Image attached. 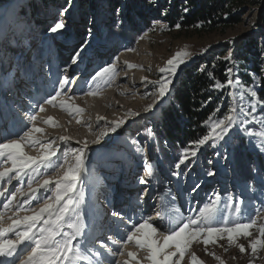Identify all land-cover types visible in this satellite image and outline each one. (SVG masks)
<instances>
[{
  "label": "rangeland",
  "instance_id": "obj_1",
  "mask_svg": "<svg viewBox=\"0 0 264 264\" xmlns=\"http://www.w3.org/2000/svg\"><path fill=\"white\" fill-rule=\"evenodd\" d=\"M26 1L0 0V27L13 26L11 21L7 19L8 14L13 11L17 14L19 21H27L31 25L33 48L39 54L41 48L43 49L45 55L42 57L48 64V69L40 78H36V85L41 87V84L43 86V84L46 85L50 82L47 74L49 69L54 71V76H56L53 79L54 76L51 75L53 82H56L58 76H60V79L67 77L69 83L65 86L62 95L57 98L55 106L44 104L45 110L43 112L39 110L38 105L43 103V99L47 95H55V92L52 91L53 85L50 92L43 95L29 81L28 85L22 87L14 96L18 94V99L26 97L33 101H27L26 105L24 104L23 107L19 108L15 105H9L11 96L5 98L0 95V104L7 103L14 113V118L7 122L6 128L0 125V137L6 136L8 139L19 140L34 123L35 127L43 129V132L33 133V136L39 138L42 144L54 142L53 147L57 152L56 157H53L52 162L47 167L38 166L36 171L31 169L27 173L26 169L25 173H22L19 178H14L10 182L8 177H5L4 180L0 181V191L7 190V195L15 192L17 200L22 202L26 197H22L20 192L17 191L18 189L27 193L30 179L31 187L38 188L43 180L55 179L58 175H61L63 169L57 172L54 165L63 162L65 152H68L71 157V150L79 149L87 142L88 148L84 154V171L81 173L82 180L78 185L77 194L79 192L84 193L85 203L81 206L82 211L87 213L88 223L93 225L88 236V247L99 248V241L102 238L108 249L116 250L123 247L125 252L123 256L113 257L107 249L102 250L104 253L103 264H116L117 261L123 262L125 260H128L129 264H137V260L140 264H150V261L145 258L147 256L146 250L138 248L134 242L127 244L121 242L122 238H126V233L132 224L141 220H148L158 229L157 238L162 241L168 229L175 227L182 220L196 216L198 208L216 194L220 197L219 209L227 218L226 222H247L248 218L251 217L257 220V227L250 229L252 236H240L232 245H229L226 237L216 244L210 243L207 246L202 242H194L185 254L181 264H191L192 253H195L202 264H264V247L258 248L256 253H252L249 247L250 241L259 236L258 226L264 224V180L260 177L255 178L254 182L244 183L240 180L233 168L232 141L228 144L221 143L217 148H213L211 144L203 147L200 150L202 153L199 152L187 168L184 167L185 164L177 169L175 164L181 152L179 155L169 156L166 161L161 157H148L145 151L147 145L153 142V136L148 137L147 140L145 139L148 136L146 131L143 132L133 127L143 118H149L150 126L148 127H153V122L159 115L160 105L168 95L152 113H145L143 109L153 102L154 94L158 88V85L154 82L160 80L162 76L168 75L167 73L162 74L159 69L164 67L166 61L177 52H188L189 55L184 57L185 63L179 66L173 84L185 67H188L203 55L218 49L226 51L221 56L223 58L230 51L234 52L239 40L253 35L257 37L262 52L258 65L261 69H264V24L262 22L264 0H244L243 3L236 5L233 11L234 15H238L236 23L228 26L222 25L210 32H197L192 28L170 27L166 19L167 11L159 7L158 4L164 0H154V2L145 0V12L148 15L149 22L142 23L141 34L132 43L124 39L110 41L105 38L106 27L102 16H100L104 6L96 1L87 0L84 3L88 14L85 21H75L74 11L78 3L77 0H60L58 6L50 8L48 15H36L34 18L36 20L21 15L20 10H23L22 6L26 4ZM122 1L125 2V0ZM166 1L173 2L174 0ZM116 9L121 8L117 7ZM116 9L114 17L117 23L118 20H121L122 13L118 14ZM61 11L65 12L63 16L60 15ZM56 20H63L66 25L65 29L58 33L48 32L47 28L49 26L47 24L50 25ZM83 25L87 26L85 33L76 28ZM89 32H91L90 36ZM85 41L87 43L84 50L75 63L87 64L91 60L93 70L78 80L77 87L70 89L69 84L72 86L76 82L80 72L75 69L74 65H69V62L72 61V57L80 50V45ZM51 45H57L62 49L63 54L59 55L64 60L62 65L54 64V69L50 68L51 60H49ZM64 55L66 56L63 57ZM52 56L54 58V54ZM94 58L98 61L94 62ZM109 63L115 65V74L110 81L98 86L91 81V76L95 74L100 66ZM229 65V67H234L233 77L238 81L239 87L234 85L232 88L225 89L228 106L229 101L232 100L240 103L239 96L230 97L227 94L228 92H239L242 87H252L256 90L259 83L258 73L250 71L256 83L253 84L252 81L249 85L241 84L237 76L238 67L236 62H229ZM72 90L74 91L71 93ZM89 91L96 94L87 95ZM69 93L70 95H68ZM256 99L258 100V98ZM61 101L79 107L82 111L78 113L70 112L67 108L61 107ZM29 104L34 108H30V110ZM244 106L246 109L251 107V101L248 99L247 94H245ZM258 109L259 104L256 112L253 113L256 117L254 122L260 121L257 115ZM28 110L29 113L27 114ZM130 111L138 112L140 115H128ZM31 115L37 117L35 122L30 121L29 117ZM19 117L26 120L25 124H20ZM50 117L54 119L55 126L45 123ZM120 119H125V125L117 129L115 133L111 132L109 130L111 123ZM102 132H106L107 135L102 136L99 143H93ZM235 135L236 133H233V136ZM61 137L67 139L61 140ZM133 140L139 142V153L136 151L137 146L132 143ZM0 142H4L3 139ZM23 143L25 155L34 158L41 155L42 148L40 145L30 146L26 140ZM247 143L251 151H259L256 147L259 143L258 139H252L249 142L247 136ZM217 152L220 153L219 156H217ZM145 157L156 168V172L162 173L165 181L159 188L163 194L159 204L155 203L150 213L140 215L143 211L139 213L136 210V205L132 202L133 197L127 191V185L132 184V181L138 178L139 173L143 170ZM204 160H206V166L201 164ZM129 161L135 162L137 165L128 168L126 165ZM209 161H212V163L210 164ZM197 162L201 165L200 170L195 166ZM5 167H11V163H5L3 159H0V170ZM191 167L193 168L190 169ZM208 170H212L216 174L208 176L206 174ZM174 171L178 172L179 175L173 176L172 172ZM10 175L14 177L15 173H10ZM258 182L257 187L253 186L252 183ZM196 185H199V187L196 188V191H192ZM53 191V185L40 188L29 198L30 202L26 207L38 209L44 199L51 195ZM7 195L0 197V212L4 213V227L11 223L8 220L9 216L15 214V217H22L31 214L23 210L17 212L15 208L17 201H13L12 206L5 209L4 203L7 202ZM164 197H167L170 202V207L166 209L161 207V204L164 203ZM232 199L243 200V216L237 215L233 209L225 206L226 202ZM146 205L147 203H144L143 207H146ZM161 209L167 214L165 220L157 224L151 220V215L153 213L158 215V210ZM114 210L121 212L123 218L112 217L111 212ZM100 216L104 218L103 223L106 222L109 228L104 225L99 227ZM8 234L7 238L15 239L12 233ZM109 235L113 237L116 243L107 240ZM261 239H264V237H261ZM81 241L83 242V238H81ZM237 244L244 245L246 251L241 253L236 246ZM166 251H174V249L169 248ZM128 252L136 253V260H131L127 256ZM24 254L26 255V253ZM83 254L90 257L94 264L96 257L92 253L84 251ZM213 254L220 259H216ZM3 260H7L8 264H12V258L0 257V261ZM15 264H18V260ZM78 264H89V261H80Z\"/></svg>",
  "mask_w": 264,
  "mask_h": 264
},
{
  "label": "snow or ice",
  "instance_id": "obj_2",
  "mask_svg": "<svg viewBox=\"0 0 264 264\" xmlns=\"http://www.w3.org/2000/svg\"><path fill=\"white\" fill-rule=\"evenodd\" d=\"M149 2H154V0H149ZM31 6L29 4V7ZM184 11L187 12L188 9L185 8ZM116 12L119 14L121 9H116ZM64 14L65 12L61 11L60 15L63 16ZM7 19L11 21L13 26L0 27V95L5 98L19 92L22 87L28 85L29 81L38 91L39 86L36 85V78L48 69L47 61L33 48L31 25L27 21H19L14 11L8 14ZM117 23H123V21L118 20ZM65 27L63 20H56L47 28V31L58 33ZM176 27L179 28L180 25L177 24ZM90 35L91 32H89ZM86 43L87 41L82 43L80 50L72 57L73 63L77 61ZM188 55V52H177L166 61L164 67L159 69L162 74L167 73L168 75L162 76L160 80L154 82L158 85V88L154 94L153 102L143 109L145 113H152L170 93L179 66L185 63L184 57ZM222 59L225 62L234 63V53L230 51ZM115 71L114 64L109 63L100 66L95 74L91 76V81L98 86L107 83L111 80ZM201 71L205 70L201 69ZM233 72L234 67L225 68V79L223 81L215 79L212 72H208L207 75L210 81H214L212 83L214 89L225 90L232 88L234 85L239 87L238 81L233 77ZM68 83L67 77L60 79L58 88L55 89V95H47L43 99V103L38 105L39 110L41 112L45 110L44 104L55 106L57 98L62 95ZM255 83L256 81L253 80V84ZM262 83H264V79H262ZM95 94L93 91L87 93V95ZM227 94L230 97L239 96L240 103L235 100L229 101L226 114L220 118H215L220 109L217 108L213 111L207 120L203 122L208 129L207 132L201 138L190 141L189 145L182 150L175 164L177 169L195 159L203 147L211 144L213 148H217L221 143L228 144L233 140H242L244 134L248 136L249 142L252 139L259 140L256 147L264 155V119H261L259 125H257L254 123L256 117L253 115L258 104L264 106V99L257 100V91L252 87H242L239 92L230 91ZM245 94L248 95V99L251 101L249 109L244 106ZM61 107L67 108L70 112L78 113L82 111L79 107L65 104L63 101H61ZM128 115L139 116L140 113L130 111ZM13 118L14 113L8 104H0V125L6 128L7 122ZM29 119L35 122L37 117L31 115ZM45 123L55 126L54 119L51 117ZM125 123V119L113 121L109 130L115 133ZM245 125L248 126L245 127ZM42 132L43 129L35 127L33 123L32 127L19 140L8 139L6 136L0 137L4 141L0 142V159H3L5 163H11V167L0 170V181L8 177L10 182L14 178H19L28 168L36 171L38 166L47 167L52 162L53 157L57 155L53 147L54 142L42 144L39 138L33 136V133ZM146 132L149 138L154 135L152 128H147ZM233 133H236V135L233 136ZM105 135L107 133L102 132L93 143H99L101 137ZM60 139L66 140L67 138L61 137ZM25 140L30 146H41L42 153L39 157L34 158L25 155L23 152V141ZM132 143L137 146L136 151L139 153V142L133 140ZM87 148L88 144L85 142L83 147L71 150V157L68 152H65L63 162L54 165L57 172L63 169L62 174L55 179L43 180L38 188L31 187L30 179L27 193L17 190L22 197H26L22 202L17 200L15 192L7 195V190L0 191V197L7 195V202L4 203L5 209L12 206L13 201H17L15 204L17 212L23 210L26 213H31L22 217H15V214L9 216L8 220L11 223L4 227V213L0 212V257L12 258V264H15L17 260L18 264H78V262L84 260H88L89 264H93L90 257L83 254L84 251H87L96 257L94 264H103L104 253L102 250L104 249H107L113 257L125 255L123 247L116 250L108 249L102 238L99 241V248L88 247V236L93 225L88 223L87 213L82 211L81 206L85 203L84 193L79 192L77 194L78 185L82 180L81 173L84 171V154ZM216 154L217 156L220 155L219 152ZM209 163L211 164L212 161H209ZM250 171L256 172L259 176L264 169L252 168ZM143 172L144 176L139 177L138 182L141 185H146L149 183L147 178L154 177L156 174V169L147 157L143 160ZM10 173H15V176H11ZM206 174L214 176L216 173L208 170ZM172 175L177 176L179 173L174 171ZM260 178L264 180V176ZM49 185L54 186V191L44 199L38 209L26 207L32 194ZM198 187L199 185H196L192 191H196ZM219 203L220 197L216 194L198 208L196 216L182 220L175 227L168 229L162 241L157 238L158 229L148 220H141L132 224L126 233V238H122L121 242L123 244L134 242L138 248L146 250L147 256L145 258L150 261V264H181L185 254L194 242H202L207 246L210 243L216 244L226 237L229 245H232L240 236H252L250 229L257 227V220L249 217L247 222H226L227 218L220 211ZM243 203V200L232 199L226 202L225 206L233 209L237 215L243 216ZM161 207L165 209L170 207L167 197H164V203L161 204ZM158 215H160L159 211ZM111 216L123 218V214L115 210L111 212ZM258 232L259 236L249 243L252 253H256L258 248L264 247V239H261V237H264V224L258 226ZM8 233H12L15 239L7 238ZM81 238H83V242ZM107 240L116 243L111 235L107 237ZM21 246L23 247L21 248ZM236 246L241 253L246 251L244 245L237 244ZM169 248L174 249V251H166ZM213 255L215 257V254ZM127 256L131 260H136V253L128 252ZM215 258L220 259L219 257ZM0 264H8V261H0ZM116 264H129V261H117ZM137 264H140L138 260ZM191 264H202L195 253L191 254Z\"/></svg>",
  "mask_w": 264,
  "mask_h": 264
},
{
  "label": "trees",
  "instance_id": "obj_3",
  "mask_svg": "<svg viewBox=\"0 0 264 264\" xmlns=\"http://www.w3.org/2000/svg\"><path fill=\"white\" fill-rule=\"evenodd\" d=\"M60 0H27L20 10L22 16L32 18L38 14L48 15L50 8L58 6ZM75 7V21H85L87 11L84 5L87 0H77ZM104 6L102 16L106 27L105 38L110 41L119 39L132 43L140 36L142 23L149 22L145 12V0H93ZM244 0H174L169 2L164 0L158 3L159 7L167 11L166 19L170 27L177 24L184 29H194L197 32H210L220 26H228L238 21V15L233 11L236 5ZM29 4L32 6L29 7ZM121 8L123 23L115 22V9ZM188 11L185 12L184 9ZM264 24V17L262 18ZM38 21V20H37ZM51 25V24H50ZM47 24V26H50ZM264 27V26H263ZM82 33H85L87 26H77ZM264 30V29H263ZM66 34V33H65ZM43 52V50H42ZM224 50H215L203 55L197 61L185 67L177 81L173 84L170 93L160 105L158 118L153 122V157H161L164 161L171 155H179L182 150L189 145L190 141L201 138L207 128L203 122L217 108L216 117L224 116L228 109V98L225 90H216L212 87L214 81H210L208 72L214 74L215 79L223 81L225 79V68L229 67V62H225L221 56ZM234 61L238 67L237 76L240 83L249 85L253 81L250 73L256 72L259 75V83L256 88L258 100L264 99V69L258 65L262 52L258 45L256 36H250L239 40L234 48ZM43 54V53H42ZM264 56V54H263ZM204 69L205 71H201ZM259 120L264 119V106L259 105L257 111ZM149 118H143L133 127L145 132L150 126ZM260 122V121H259ZM259 122H254L259 125ZM248 126V125H247ZM246 126V127H247ZM145 139H148L146 136ZM233 168L242 182H254L255 178L264 176L261 171L258 176L256 172L250 171L252 168L264 169V155L260 151H251L248 147L247 136L242 140L231 142ZM202 153V151H200ZM134 163L129 161L128 165ZM206 166V160L202 163ZM186 164L184 167L187 168ZM197 169L200 164L197 162ZM191 167L190 169H192ZM189 169V170H190ZM257 187L258 183H252Z\"/></svg>",
  "mask_w": 264,
  "mask_h": 264
},
{
  "label": "bare ground",
  "instance_id": "obj_4",
  "mask_svg": "<svg viewBox=\"0 0 264 264\" xmlns=\"http://www.w3.org/2000/svg\"><path fill=\"white\" fill-rule=\"evenodd\" d=\"M58 49H60V47H59ZM63 52H64V51H63ZM71 62H72V61H71ZM69 63H70V62H69ZM71 64H72V63H71ZM37 78H38V77H37ZM73 86H74V85H73ZM75 86H76V85H75ZM75 86H74V87H75ZM74 87H73V88H74ZM70 89H71V88H70ZM75 89H76V88H75ZM73 91H74V90H72L71 93H72ZM68 95H70V93H69ZM66 98H67V96H66ZM66 98H64V100H66ZM58 102H60V101H58ZM23 105H24V103H22V106H23ZM0 141H1V140H0ZM143 195H145V194H143ZM144 200L147 201V197L144 198ZM147 205H148V204H147ZM147 205H146V207H143V208L146 209V208H147ZM145 209L140 210V213H141V211H143V213H141L140 215H142V214L145 215V214H144V210H145ZM158 211H159V210H158ZM159 213H160V212H159ZM154 214H155V213H153V215H154ZM160 215H161V214H160ZM160 215H157V216H160ZM138 221H139V219H138ZM155 222H156V221H155ZM9 234H10V233H9ZM9 234H8V235H9Z\"/></svg>",
  "mask_w": 264,
  "mask_h": 264
}]
</instances>
